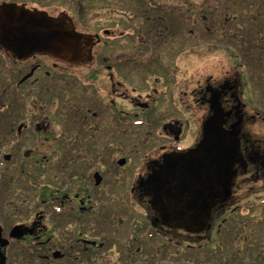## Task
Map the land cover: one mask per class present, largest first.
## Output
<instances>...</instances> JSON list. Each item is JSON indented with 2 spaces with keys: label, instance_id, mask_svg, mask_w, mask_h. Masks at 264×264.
<instances>
[{
  "label": "flooded vegetation",
  "instance_id": "1",
  "mask_svg": "<svg viewBox=\"0 0 264 264\" xmlns=\"http://www.w3.org/2000/svg\"><path fill=\"white\" fill-rule=\"evenodd\" d=\"M195 1L0 0L84 35L0 43V264H264V4Z\"/></svg>",
  "mask_w": 264,
  "mask_h": 264
},
{
  "label": "water",
  "instance_id": "2",
  "mask_svg": "<svg viewBox=\"0 0 264 264\" xmlns=\"http://www.w3.org/2000/svg\"><path fill=\"white\" fill-rule=\"evenodd\" d=\"M83 37L63 18L51 17L14 3L0 8V43L14 57L26 58L33 53L44 52L64 59H76L81 57ZM211 121H207L208 135L214 136Z\"/></svg>",
  "mask_w": 264,
  "mask_h": 264
},
{
  "label": "rangeland",
  "instance_id": "3",
  "mask_svg": "<svg viewBox=\"0 0 264 264\" xmlns=\"http://www.w3.org/2000/svg\"><path fill=\"white\" fill-rule=\"evenodd\" d=\"M29 3H32V1H35V0H25ZM43 1H46V0H43ZM206 1H211L212 5L210 4V7L212 8L213 7V3L216 5L218 4L219 5V9L221 10H224L225 12L228 11V12H231V14H234L236 13V16L237 18L235 19L237 23H240L242 25H245L247 24V22H251L252 20L251 17L252 16H248L247 18L245 17V13L243 14L242 11H245L247 9V6L248 4L252 1V0H197V2L195 1V6L193 7H199L198 5V2L201 3V7L205 6L204 3H207ZM52 2H61V0H52ZM136 2V0H121V5L120 7L123 9V10H127V9H131L133 7V3ZM255 2V5H262V3L264 4V0L261 1V0H256L254 1ZM207 5V4H206ZM264 11V9H263ZM226 14V13H225ZM230 16V14H229ZM263 17L260 18V20H264V15H261ZM242 20H244V23L242 22ZM95 21V20H94ZM234 27L233 28V31H234V48H233V51H234V55L235 56L236 54L238 55V49H240L241 45L239 43L240 41V37L237 35L239 34V30H244L243 28H241L240 26H237L235 23H233ZM251 52H258L259 49H254V47L252 46L251 44ZM199 56H195L194 55V58H197L199 60H201V65L203 66H212L213 63L216 64V62H221V60H224L223 62H225V59H226V56L228 55L227 52L224 50V49H205L204 51L200 50V53L198 54ZM254 59H252L250 57L249 60H252V63H249L251 66L252 65H255L257 64L258 66L260 65V67L264 66V52L263 50H261V53L259 54V57L258 55L256 56H253ZM234 66H237L235 65V59H234ZM252 71V70H251ZM264 97V93L262 95V97H259L261 99H263ZM253 98L255 99V101H258V96L257 95H254Z\"/></svg>",
  "mask_w": 264,
  "mask_h": 264
}]
</instances>
